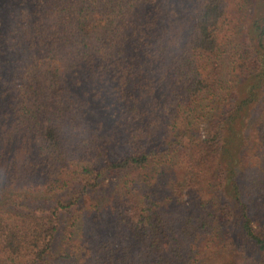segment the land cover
<instances>
[{"label": "trees", "instance_id": "obj_1", "mask_svg": "<svg viewBox=\"0 0 264 264\" xmlns=\"http://www.w3.org/2000/svg\"><path fill=\"white\" fill-rule=\"evenodd\" d=\"M263 97L264 0H0V264H264Z\"/></svg>", "mask_w": 264, "mask_h": 264}, {"label": "rangeland", "instance_id": "obj_2", "mask_svg": "<svg viewBox=\"0 0 264 264\" xmlns=\"http://www.w3.org/2000/svg\"><path fill=\"white\" fill-rule=\"evenodd\" d=\"M221 62H222L223 65L226 63V61L223 60V59H221L220 63ZM223 71H224V74H225V72L227 70L223 68ZM263 99H264V97H263ZM115 179H116V174L105 173L103 175V180L100 183V187H99V189L96 192L97 195H95V196L101 197V195H106V193L110 190V187L112 186V184L115 182ZM70 193H71V191L69 192V194L67 193L66 198H65L66 200H68V197H69ZM67 217H68V215H66V217H65L66 221H67Z\"/></svg>", "mask_w": 264, "mask_h": 264}]
</instances>
